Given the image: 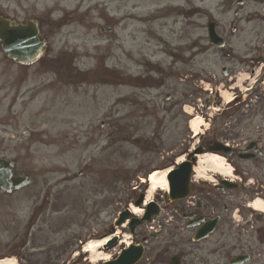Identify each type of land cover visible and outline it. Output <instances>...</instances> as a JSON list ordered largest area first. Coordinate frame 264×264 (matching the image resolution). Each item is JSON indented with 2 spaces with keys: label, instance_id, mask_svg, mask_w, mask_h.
Returning <instances> with one entry per match:
<instances>
[{
  "label": "flooded vegetation",
  "instance_id": "obj_1",
  "mask_svg": "<svg viewBox=\"0 0 264 264\" xmlns=\"http://www.w3.org/2000/svg\"><path fill=\"white\" fill-rule=\"evenodd\" d=\"M28 2L0 0V17L19 22L33 19L27 16ZM255 2L264 3L263 0H219L214 19L204 11L186 9L185 42L180 56L166 64L138 59V73L130 71L128 66L118 70L122 92L133 90L127 98L119 97L120 106L133 108L140 126L149 115L162 113L158 127L167 120L171 137L168 141L173 149L170 156L161 158L162 163L157 167L169 173L170 195L159 191L149 207L142 206L146 198L142 187L134 191L138 195L131 194L130 204H120L123 208L119 212L128 213L127 226L120 229L131 235L129 245L140 253L136 264H264V125L252 123L250 105L252 97L259 94L264 69L258 84L249 87L254 68L260 63L258 50L262 37L263 19L249 5ZM72 12L76 15L77 10ZM63 14L64 11L57 22L58 29L69 25ZM39 19L36 21L40 35L51 37L55 24L47 18L45 23ZM209 24L218 37L215 47L208 44L206 37ZM166 47L167 44L162 49ZM165 50L161 52L167 56ZM13 66L0 49V108H5L4 117L0 116V153L12 143L6 139V128L16 121L12 115L14 106L18 103L25 107L21 99L25 93H35L38 97L43 91L31 83L34 79L25 75L29 65L15 66L26 69L15 78ZM172 80L180 83L179 94L178 84L167 85L173 84ZM63 82L77 88L78 84L88 83V77L72 76ZM162 89H168L162 97L163 107L152 97V92ZM83 93L87 95L86 91ZM261 93L264 96V89ZM223 94L231 98L230 104L224 103ZM194 121L199 122L195 131ZM144 145L157 146L154 142ZM12 162L15 167L12 164L10 182L25 175L35 176L18 170L16 162ZM152 168L141 167L139 175L147 176ZM173 172L178 173L171 175ZM34 185L35 182L0 191V244L20 264H77L74 260L77 241L88 239V211L86 232L78 235L71 209L66 211L57 203L54 192L58 190ZM134 196L141 197L138 206ZM128 206L142 209L145 214H158L148 223H135ZM130 225L134 227L132 234ZM106 235L102 231L94 238L99 240ZM121 244L123 241L116 237L114 245L102 251L112 252L110 257L114 259L124 249L119 248Z\"/></svg>",
  "mask_w": 264,
  "mask_h": 264
},
{
  "label": "rangeland",
  "instance_id": "obj_2",
  "mask_svg": "<svg viewBox=\"0 0 264 264\" xmlns=\"http://www.w3.org/2000/svg\"><path fill=\"white\" fill-rule=\"evenodd\" d=\"M158 1L28 2L27 16L40 18L43 23L48 14L52 21H56L63 11L67 19L72 16L74 9L77 10V15L69 19L72 22H68L67 27L59 31L56 29L54 37L49 39V52L46 53L45 61L52 58L58 62L55 65L45 62L39 68V73V64L32 66L29 77L35 81L31 83L45 91L41 93L45 102L42 104H45L43 112L33 115L34 110L27 108L28 103L36 101L35 93L21 96L25 107L18 106V103L14 106L12 115L16 121L12 122L11 128H6V139L10 135L15 140L6 146L0 156L14 160L18 170L36 174L35 187L58 190L54 192L58 198L57 203L66 211L71 209V214L76 217L78 235L86 232L85 212L88 211V241L85 243H92L91 235H95L102 227L111 226L116 215L115 208H119L123 201L121 199L125 190L133 186L136 177H139L137 168L145 164L157 165V160L172 150L167 120L158 127L163 114L149 115L140 126L134 109L128 106L122 108L118 102L119 97L127 98L133 90L122 92L116 84L117 72L122 66H128L130 71L138 73V59H151L153 63L160 61L166 64L175 56H180L179 52L185 42L184 21L182 14L177 13L182 0H171L168 3ZM210 1L215 5L217 0ZM164 4L172 7L166 6L162 10ZM205 5L208 6L205 8L210 15L214 16V5L212 7L210 3L209 6L207 0ZM263 9L264 6L253 4L254 11L260 12ZM83 13H87V16H81ZM164 16L167 17L166 20L153 22L155 18ZM107 25L112 27L111 33H97L99 28L105 29ZM193 33L195 36L196 32ZM164 43L167 44L166 50L162 49ZM161 50L169 54L164 56ZM170 55L172 56L168 58ZM60 61L63 64H59ZM103 69L113 73L108 81L100 75L99 71ZM12 70L14 78L26 71L18 67H13ZM83 72L93 76L88 78V85H77V88L64 86L63 80L69 81L70 76ZM257 79L253 77L252 84ZM172 83L168 82L167 85L178 84L179 94L180 83L175 80ZM56 86L59 88L54 89ZM259 90V94L252 98V123L264 125V96L261 87ZM166 93L168 89L152 92V97H156L161 107L165 106L162 97ZM69 98L77 101L69 102ZM77 102L87 104L86 107L83 106L85 109H80L82 112H79V106H75ZM75 111H78L76 113L79 116L71 114ZM4 112L5 108H0L1 117H4ZM122 117L125 118L124 122L121 121ZM30 131L33 134L29 140ZM57 131V139L60 135L62 137L58 143L55 142ZM23 135L28 137V143L26 138L21 139ZM149 142H154L157 146L153 148L144 145ZM80 172L82 175L78 176ZM156 173L154 172L158 175ZM158 189L154 188L153 196ZM136 213L139 211L135 210L134 215ZM121 234L128 236L126 233ZM121 234L119 237L123 236ZM124 240L126 244L129 242V239ZM1 248L3 249V245L0 244ZM95 252L99 255L100 248ZM110 254L112 252L104 253L103 256L108 258ZM3 258L7 257L0 255V259ZM97 259L99 258L90 260L88 254V264H96Z\"/></svg>",
  "mask_w": 264,
  "mask_h": 264
},
{
  "label": "water",
  "instance_id": "obj_3",
  "mask_svg": "<svg viewBox=\"0 0 264 264\" xmlns=\"http://www.w3.org/2000/svg\"><path fill=\"white\" fill-rule=\"evenodd\" d=\"M12 25V26H11ZM210 41L213 33L210 32ZM0 44L5 55L18 64L31 63L38 59L44 52L45 42L38 34V30L30 22L24 25H17L13 22L0 20ZM9 164L0 160V188L7 190L10 184H5L9 176ZM7 174V176H6ZM23 181L19 180L13 187H20ZM121 221L118 222L120 224ZM113 244V241L109 245ZM139 257L138 252L132 248L123 251L113 262L106 264H133Z\"/></svg>",
  "mask_w": 264,
  "mask_h": 264
},
{
  "label": "bare ground",
  "instance_id": "obj_4",
  "mask_svg": "<svg viewBox=\"0 0 264 264\" xmlns=\"http://www.w3.org/2000/svg\"><path fill=\"white\" fill-rule=\"evenodd\" d=\"M219 166L220 165L218 163H215L216 168H220ZM165 175H166V172H163L162 174H159V175L154 174V175L150 176V178H149L150 186H149L148 194H151L153 192V189L156 185H158L163 191H165L167 189L166 182H165V177H166ZM133 212H134V210H133ZM140 214H141V212L136 213L137 216H139ZM105 242H106V239H104L103 241H99V242L87 243L83 248V252L90 255V260H93L94 258H99V259H97L98 263L96 262V264H99L101 262L104 263V262L108 261L109 259L107 257L103 256V253H101V252L99 255L95 254V253H97V252H95V250L101 248ZM0 264H16V263L13 259L6 258V259L0 260Z\"/></svg>",
  "mask_w": 264,
  "mask_h": 264
}]
</instances>
